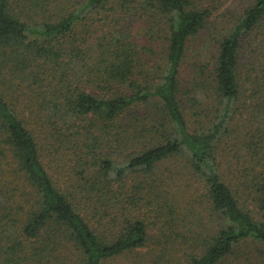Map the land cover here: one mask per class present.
I'll return each instance as SVG.
<instances>
[{
    "label": "trees",
    "instance_id": "trees-1",
    "mask_svg": "<svg viewBox=\"0 0 264 264\" xmlns=\"http://www.w3.org/2000/svg\"><path fill=\"white\" fill-rule=\"evenodd\" d=\"M205 1L0 0V264H264V0Z\"/></svg>",
    "mask_w": 264,
    "mask_h": 264
},
{
    "label": "rangeland",
    "instance_id": "rangeland-1",
    "mask_svg": "<svg viewBox=\"0 0 264 264\" xmlns=\"http://www.w3.org/2000/svg\"><path fill=\"white\" fill-rule=\"evenodd\" d=\"M205 2L208 3V6H210V4L213 6V8L211 7V9H216L215 12L213 13V17L210 19L212 22V25L210 27L211 29V35H215L214 32V26H216V24H219L220 20L226 17V13L224 10L226 9L227 11H229L230 13H235V10H241L243 7L246 6V4H248L247 0H228L227 3L223 4L221 0H206ZM217 5L219 8H217ZM225 13V14H222ZM213 26V27H212ZM219 27V26H218ZM196 45H193L192 47L194 48ZM188 61V67H186L188 69L187 72H189V67L191 66V63L194 61L193 59L191 60H187ZM190 64V65H189ZM132 262V256H127L125 258H121L119 260H116L115 263L116 264H131ZM114 264V263H112Z\"/></svg>",
    "mask_w": 264,
    "mask_h": 264
}]
</instances>
